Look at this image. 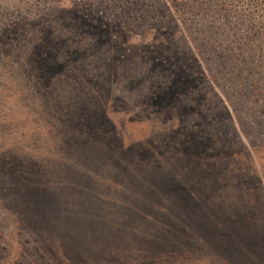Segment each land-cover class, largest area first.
<instances>
[{
  "label": "rangeland",
  "instance_id": "rangeland-1",
  "mask_svg": "<svg viewBox=\"0 0 264 264\" xmlns=\"http://www.w3.org/2000/svg\"><path fill=\"white\" fill-rule=\"evenodd\" d=\"M0 158V264H264V0H0Z\"/></svg>",
  "mask_w": 264,
  "mask_h": 264
},
{
  "label": "trees",
  "instance_id": "trees-1",
  "mask_svg": "<svg viewBox=\"0 0 264 264\" xmlns=\"http://www.w3.org/2000/svg\"><path fill=\"white\" fill-rule=\"evenodd\" d=\"M97 3H99V1ZM76 9L79 10L80 7H76ZM14 23H15L13 25V27H15L14 31H17L16 30L17 23L16 22H14ZM47 33L48 34H51L52 31H47L46 34ZM47 59L48 58H47V55L46 54H42L39 59H35L40 65L43 64L42 67H43V71L46 73V77H47L48 71L50 72L55 67L54 65H51V62H49V64L47 65ZM50 73H48V75H50ZM175 80H178V81L181 82L183 80V78L178 77V76H174V79L170 80V82L165 86L164 90L161 91V94H159L160 97L168 96V95H171L172 94V92L174 90H171L170 88H171V85H173V83H175ZM190 149H191L190 146H188V147L186 146V148H185V150H187V151H189ZM16 165H21L22 166V165H24V163L21 164L19 160H17V159L16 160H13V158H10V159L9 158H0V171L2 173L5 171L6 172L5 175L6 174H10V175L13 174V176L14 175L16 176L17 175V171L15 170V166ZM0 183H1V179H0ZM1 192L4 193L5 191H1Z\"/></svg>",
  "mask_w": 264,
  "mask_h": 264
}]
</instances>
